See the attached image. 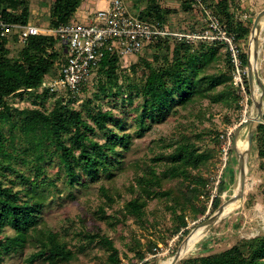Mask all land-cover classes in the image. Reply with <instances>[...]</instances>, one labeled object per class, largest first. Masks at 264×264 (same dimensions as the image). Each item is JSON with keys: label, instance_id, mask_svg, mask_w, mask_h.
Listing matches in <instances>:
<instances>
[{"label": "trees", "instance_id": "1", "mask_svg": "<svg viewBox=\"0 0 264 264\" xmlns=\"http://www.w3.org/2000/svg\"><path fill=\"white\" fill-rule=\"evenodd\" d=\"M178 1L179 7L167 8L158 0H146L137 14L143 20L162 24L169 23L172 14L184 17L189 23L187 31L198 29L202 20L205 26L200 28L207 27L204 12L196 9L191 0ZM82 2L53 0L51 26L58 28L69 23ZM204 3L229 31L236 34L240 45L248 39L252 21L242 19L240 0H204ZM30 4L31 0H0V15L7 21L30 24ZM12 40L19 42L17 35L2 36L0 32V103L3 105L0 111V264H6V255L29 243L37 247L33 256L43 257L49 264L70 262L75 257L58 233L40 227L46 198L40 191L38 180H30V176L21 173L13 161H30L41 174L47 149L53 148L60 152L67 181L72 186L81 184L82 176L89 181L97 180L102 172L112 177L121 167L125 152L131 149L134 133L143 136L154 125L166 121L174 110L193 103L201 105L202 98L208 99L209 104L237 99L230 53L221 43L201 40L192 44L185 40L160 38L135 56L140 57L131 65L128 78H125L121 57L116 53L107 54L92 75L98 89L94 96L99 100L111 97L128 103L136 101L137 112L130 121L96 102L94 96L87 98L85 95L86 99L73 105L72 100L65 102L42 89L45 78L57 75L66 59L65 45L57 35L31 36L18 58L10 56ZM148 50L151 51L149 55ZM221 56L226 61V71L217 68ZM241 59L244 66H248L247 52L242 50ZM131 75L139 79L134 80ZM221 85L224 87L218 90ZM246 85L249 90V83ZM26 94L30 95L29 104L22 108L15 105L16 97L23 99ZM49 99H52L50 107L47 105ZM207 108H200L197 117L204 116ZM133 125L136 128L132 133L129 129ZM98 131L103 132L104 141L94 138ZM18 138L19 143L16 142ZM170 141L164 144L172 148L171 152L157 153L153 158L162 166L161 171H154L153 175L150 172L138 174L126 186L131 198L125 202L124 212L116 220L130 217L143 225L148 224L147 207L149 201L156 198L165 203L177 227L176 232L188 226L186 211L196 196L204 191L198 186L204 183L201 175L193 171L206 165L211 156L209 151H201L185 133ZM22 143L25 148L20 145ZM253 145L258 146V155L264 160V112ZM228 167L223 173L224 179L232 178ZM9 172H15L24 183L30 184L31 194L25 188L15 189L16 180L6 181ZM165 181L169 182L166 186ZM192 184L195 186L191 187ZM102 191L106 199H112L104 187ZM213 206L214 209L220 206L219 198L214 200ZM81 235L90 241L97 240L109 249L101 264H124L119 249L107 235L100 231L94 234L83 231ZM132 244L129 249L143 261L146 252L141 241L135 237ZM184 264H264V234L242 239L220 253L190 258Z\"/></svg>", "mask_w": 264, "mask_h": 264}, {"label": "rangeland", "instance_id": "2", "mask_svg": "<svg viewBox=\"0 0 264 264\" xmlns=\"http://www.w3.org/2000/svg\"><path fill=\"white\" fill-rule=\"evenodd\" d=\"M124 1L134 13H138V10L146 3V0ZM158 1L167 8L179 7L178 0ZM93 2L96 1L83 0L77 11L84 13L88 10V12L86 13L87 16L81 15V18L88 19L87 17L93 11L87 4ZM106 2L104 1L100 8L107 6ZM240 3L243 11L239 13L242 19L252 21L253 25L258 13L264 9V0H240ZM52 4L53 0H31L30 4V23L41 27L48 35H51L50 31L56 29L50 23ZM170 17L172 19H169L170 22L167 25L173 32H193L205 26L202 20L197 26L198 29L187 31L186 28L189 23L186 22L184 17L173 14ZM257 36L259 38L258 62L254 71L253 87L250 89L249 85V90H246L247 95L243 94L240 88L235 85L232 72V83L237 94L236 100H231L229 103L209 104L208 99L202 98L201 105L193 103L187 107H180L174 110L166 121L154 125L143 136H137L134 133V143L131 149L125 152L121 167L115 171L112 177L102 172L97 180L89 181L82 176V183L72 186L67 181L64 164L60 160V152H56L53 148L47 149L45 161L42 162L43 171L41 174H38L37 167L31 164L30 161L25 162L21 159L13 161L14 166L21 170V173L30 176V180L35 178L38 180L40 191L46 198L42 211L43 223L40 225L42 230L58 233L61 240L66 241L75 253L72 261L62 264H101L105 260L109 249L97 240L90 241L87 237L81 235L83 231L91 234L100 231L107 235L114 246L119 249L124 264H164L167 260L173 258L177 249L196 226L217 211L218 208L214 209L213 206L216 198L220 199V205H222L235 194L240 175L238 155L233 149L235 134L242 124L237 140L240 138L242 141L248 142L250 125L244 123V121L248 117L257 116L256 102L261 99L264 112V17L258 25ZM199 41L201 40L190 41V43L197 44ZM9 46L10 56L18 58L23 46L14 40L10 41ZM241 48L248 55L254 50V40L251 37V33L248 39L241 44ZM147 54H151V51L148 50ZM67 56L68 53H66ZM139 57H131L126 64H123L125 78H128V74L131 73V65L137 62ZM217 66L223 71L227 70L223 56L219 59ZM247 69L248 66L245 80L247 79L246 82L249 83ZM140 75L141 73L138 74L139 77ZM131 76L134 80L139 79L135 75ZM223 87L224 85L219 86L218 90ZM97 91V86L94 85L91 89L87 88L84 95L89 98L94 96ZM29 97L30 95L28 94L24 96L26 100L22 99L21 96L16 97L13 102L22 108L29 104ZM95 99L96 102L104 104L105 108H112L116 114L125 116L130 121V118L135 116L137 112L135 110L136 101L128 103V101L112 99L111 97H103L100 100L95 97ZM51 104L52 99H49L47 105L50 107ZM80 108L85 112L82 106ZM200 108H207V112L204 116L197 117L198 113H201L199 112ZM89 122L92 123L91 121ZM135 128L134 125L131 126L129 132H135ZM5 129L7 130V126ZM228 132H232L227 163L232 178L228 176L224 179L223 173L226 168L220 178L219 175L224 157L223 146L226 145L227 141L224 135ZM102 133V131H98V133L94 134V138L104 141ZM180 133L187 134L201 151H209L208 154L211 156L206 165L193 171L194 174L201 175L204 183H199L198 186L199 188L203 187L204 191L196 196V199L186 211L185 218L188 226L176 232L177 227L171 214L166 210L165 203L156 198L150 200L147 207L148 224L143 225L130 217H127L126 220H116L115 218H120L124 212L123 206L125 202L131 198L126 186L132 183L138 174L150 172L153 175L154 171H161L162 166L155 163L153 158L157 153L168 154L171 152L172 148L166 147L164 143L166 141L171 142L170 140L176 138ZM16 134L19 135V132ZM19 138L16 140L17 143H19ZM20 145L24 146V148L26 147L23 143ZM246 155L247 173L243 197L239 199L236 207L223 217L224 219L221 218L215 224L207 227L193 249L185 254L177 264H184L193 257L220 253L242 239L264 234V160L258 155L257 145H252ZM7 174L8 179L6 181L10 179L17 181L15 189L25 188L26 192L31 194L30 184L24 183L20 177H17L15 172ZM223 179L225 181L221 183ZM85 180L86 183H84ZM50 181H53V183H50ZM164 183L165 186L169 184L168 181ZM186 185H188V182H186ZM193 186L195 185L192 184L191 187ZM103 187L112 195V199L108 200L104 197ZM135 237L141 241L142 249L146 252V257L143 261L137 259L135 252L129 249V246L133 245L132 241ZM36 249L37 247L34 244H26L23 249L6 255L5 263L49 264L43 257L37 258L33 256V252Z\"/></svg>", "mask_w": 264, "mask_h": 264}, {"label": "built area", "instance_id": "3", "mask_svg": "<svg viewBox=\"0 0 264 264\" xmlns=\"http://www.w3.org/2000/svg\"><path fill=\"white\" fill-rule=\"evenodd\" d=\"M191 2L196 9L204 12L206 28L186 33L173 32L167 24L141 19L129 9L124 0H107V6L91 12L86 21L73 18L69 23L60 25L49 33L60 38L68 56L57 75L45 78L42 89L63 98L65 102L72 100L73 105H78L85 98V90L94 87L92 75L107 54L116 53L121 57L123 64H126L131 57L143 52L155 40L174 38L188 42L203 40L226 45L233 64L235 85L247 95V66L242 62V48L236 34L229 31L204 0ZM0 32L2 36L17 35L23 47L28 44L31 36L43 33L48 35L35 24L7 21L1 15ZM2 109L3 105L0 103V111ZM224 136L228 142L223 146L224 157L219 178L227 167L232 132Z\"/></svg>", "mask_w": 264, "mask_h": 264}, {"label": "water", "instance_id": "4", "mask_svg": "<svg viewBox=\"0 0 264 264\" xmlns=\"http://www.w3.org/2000/svg\"><path fill=\"white\" fill-rule=\"evenodd\" d=\"M263 17H264V9L258 13V15L256 16V18L253 22L252 28H251V37L254 40V51H253V59L252 60H251L250 54H249V63H248V80H249L250 89H252V87H253L254 71L256 69L255 65L258 62V56H259V38L257 36V30H258V25H259V23ZM262 104H263L262 99L259 102H256L257 116L254 118H247L244 121V123H246V124L252 123V125L249 129V133H248V144H249L248 151H250V149L252 148L253 137H254L257 125L261 122L262 117H263V105ZM241 126H242V124H241ZM241 126H239V128L237 129V132L235 134L234 144H233V149L236 151V153L238 155V168L240 171L239 191L235 192V194H233V196H231V198L227 202L223 203L222 205H220L218 207L217 211L211 217H209L207 220L198 224L196 226V228H198L200 226L210 227L211 225L215 224L218 220H220L221 218H223L225 216V211H226L227 206L231 202H235V201L239 200L244 195L245 186H246V173H247V155H246V153L239 152L237 145H236L237 137H238V134L241 130ZM186 251H187V242L185 240L182 243V245L177 249L176 253L174 254V256L172 258V264H177L178 261L182 258L183 254Z\"/></svg>", "mask_w": 264, "mask_h": 264}, {"label": "bare ground", "instance_id": "5", "mask_svg": "<svg viewBox=\"0 0 264 264\" xmlns=\"http://www.w3.org/2000/svg\"><path fill=\"white\" fill-rule=\"evenodd\" d=\"M254 51V50H253ZM253 51L250 52V58L251 60L253 59ZM257 64L255 65V68H256ZM258 89V88H257ZM254 92V91H253ZM262 92V91H261ZM262 94V93H261ZM255 95V94H254ZM247 118V117H246ZM248 118H254V117H248ZM250 127L252 125V123L249 124ZM237 148H238V151L239 152H242V153H247L248 149H249V144L248 142H244L242 141L240 138L237 140ZM239 191V183H238V186H237V189H236V192ZM233 196V195H232ZM239 200L235 201V202H231L227 208H226V211H225V215L228 213V212H231V210L233 208L236 207L237 203H238ZM224 219V218H222ZM207 229L206 226H200L196 229H194L190 235L187 237L186 239V242H187V251L183 254V256L185 254H187L188 252H190V250L193 249V247L195 246V244L197 243V241L203 236L205 230ZM208 231V230H207ZM208 234V233H207ZM204 242V241H203ZM182 256V257H183ZM164 264H172V258L167 260Z\"/></svg>", "mask_w": 264, "mask_h": 264}, {"label": "crops", "instance_id": "6", "mask_svg": "<svg viewBox=\"0 0 264 264\" xmlns=\"http://www.w3.org/2000/svg\"><path fill=\"white\" fill-rule=\"evenodd\" d=\"M96 2H93L91 4H87V6H89L91 8V11H95L96 9L100 8L101 5H103V2L107 1V0H95ZM107 4V2H106ZM88 12V10H86L84 13L82 11H77L76 15H75V19H79V20H86V18H81V15L86 16V13ZM77 17V18H76Z\"/></svg>", "mask_w": 264, "mask_h": 264}]
</instances>
